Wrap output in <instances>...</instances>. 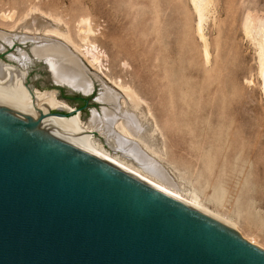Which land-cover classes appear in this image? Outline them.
<instances>
[{"label": "rangeland", "instance_id": "374dc122", "mask_svg": "<svg viewBox=\"0 0 264 264\" xmlns=\"http://www.w3.org/2000/svg\"><path fill=\"white\" fill-rule=\"evenodd\" d=\"M214 8L205 29L213 71L212 66L203 68L187 0H0V32L6 35L43 38L41 32L32 35L20 27L31 10L45 15L49 24L48 17L61 19L76 42L83 38L77 34L80 20L89 22L95 32L92 41L107 56L104 65L109 72L96 73L87 57L77 55L93 83L88 96L53 85L44 61L31 54V41H15L12 47L0 41V60L17 66L15 58L25 54L28 87L55 91L58 100L80 110L85 122L92 110L100 113L107 107L96 101L104 92L102 82L123 94L106 82L105 75L130 86L145 100L151 122L155 119L164 136L162 166L167 173L186 189H196L210 209L228 212L239 236L264 248V104L254 50L241 28L246 13L263 16L264 0H215ZM182 96L190 100L186 109L180 108ZM179 109L189 117L181 116ZM209 157L211 177L206 173ZM209 178L224 190L221 205L210 201Z\"/></svg>", "mask_w": 264, "mask_h": 264}, {"label": "water", "instance_id": "95a60500", "mask_svg": "<svg viewBox=\"0 0 264 264\" xmlns=\"http://www.w3.org/2000/svg\"><path fill=\"white\" fill-rule=\"evenodd\" d=\"M0 264H264V251L0 100Z\"/></svg>", "mask_w": 264, "mask_h": 264}, {"label": "bare ground", "instance_id": "6f19581e", "mask_svg": "<svg viewBox=\"0 0 264 264\" xmlns=\"http://www.w3.org/2000/svg\"><path fill=\"white\" fill-rule=\"evenodd\" d=\"M214 3L215 0H187L188 7L194 16L193 31L200 43L199 51L203 68L212 66V70L209 69L211 71H213L214 66L212 65L211 43L208 42L205 29L207 22L215 14ZM43 17L45 15L39 11L31 10L25 15L20 26L26 32L32 33V35L38 32L43 33V38L17 37L0 32V41L9 47H12L15 41L22 43V45L27 41H31L32 56L35 59L44 61L54 84L68 87L79 94H83V96L90 95L93 91V83L89 78L88 72L83 67L82 61H80L81 58L77 57V55L87 57V62L91 68L97 71L96 73L104 74V72H109V69H106L104 65L107 62V56L92 41V38L95 37V32L92 31L89 22L80 20L77 34L79 36L82 35L83 38L76 42L61 19L48 17L52 22V24H49ZM241 28L244 37L254 50L257 75L260 80V91L264 104V14L263 16H258L253 14V12L246 13L241 22ZM153 32L155 33V31ZM79 39L77 38V40ZM3 49L0 46V51ZM12 56L10 58H13ZM15 61L18 64L17 66H12L0 60V100L29 110L33 121L42 119L45 127L78 142L160 190L232 224L236 230V225L232 222L233 220L227 217L228 214L226 215V213L228 212L226 210V213L223 211L220 214L210 209L207 206L208 204L206 205L200 198L196 189H186L177 177H171L163 168L162 162L165 156L164 136L161 134V129L157 126L155 119L154 122H151V120L153 121V116L145 100L133 91L130 86L123 83L120 79L115 80L105 75L106 82L123 94H117L102 82L104 92L97 97L96 101L107 107L102 108L100 113L92 110L90 117L85 122L79 112L67 117L60 115L66 112H73L74 109L65 102L58 100L55 91L42 93L38 89L32 90L28 87L29 85L26 84L25 80L29 58L25 54H20L18 58H15ZM95 78L97 77L95 76ZM183 96L180 100L176 98V101H181V109L182 107L187 108L190 104V100L188 98L185 99ZM169 98L170 107L168 110L171 111L174 100L171 95ZM181 111H179L180 114L182 113L181 116L184 114L189 117V113L186 110L185 113ZM53 112L56 114H53ZM187 117L186 122L188 120ZM172 123L174 124L175 122L173 121ZM170 126H168L169 129ZM171 128L173 127L171 126ZM211 161V157L206 161V173L210 177L212 176L210 173L213 168ZM209 179L211 180V178ZM214 179L217 181L218 177ZM215 181L211 180L213 184L210 201L214 205H221L224 201V190L219 187V182L217 184ZM227 210L229 211V209ZM247 242L264 251V248L258 246L254 239Z\"/></svg>", "mask_w": 264, "mask_h": 264}]
</instances>
